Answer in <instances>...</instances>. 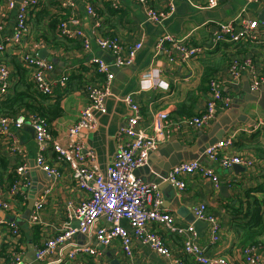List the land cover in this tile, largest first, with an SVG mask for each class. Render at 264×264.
I'll use <instances>...</instances> for the list:
<instances>
[{
	"label": "crops",
	"instance_id": "1",
	"mask_svg": "<svg viewBox=\"0 0 264 264\" xmlns=\"http://www.w3.org/2000/svg\"><path fill=\"white\" fill-rule=\"evenodd\" d=\"M62 1L65 0H41L40 6L30 16V33L21 46H14L5 54H0L9 56L8 65L13 71V66L9 63L11 56H16L19 60L23 52H32L37 56L41 52H46L47 60L55 65L54 70L46 74L47 80L55 84L61 76H68L66 87L53 86L54 94L48 102L52 104L59 94L62 95L63 114L50 124L53 138L62 144L67 143L69 128L76 123L88 104L86 84L102 81V77L96 74L90 64L93 56L101 57L114 72L111 94L106 98L107 112L99 115L98 126L94 131L84 132L86 148L95 151L100 169L105 172L112 163L119 143L118 131L131 115V109L125 101L131 94L141 109L138 127L147 133H152L150 122L159 110H167L174 122L166 141L150 154L145 165L135 170L136 177L142 181H153L160 177V166L177 152L174 150L176 145L197 154L210 140L219 142L232 138L234 140L232 147L224 149L220 155L245 157L250 162L249 165L234 164L225 168L207 157L205 160L199 159L218 174L219 186L216 187L211 180L199 173L184 177L186 183L184 191H179L165 179L163 183H159L163 194V207L170 210L179 223L194 227L196 223L197 242L200 245H207L211 226L197 218L194 213L196 205L206 203L208 212L213 213L220 223V239L217 243L208 245L210 253L225 256L234 264H243L244 247L254 245L264 258V226L244 228L243 222L247 223L248 219H242L243 216L235 212L242 206V201L244 205L248 200L246 192L264 186V132L260 129L253 130L258 121L264 122V109L254 98L256 94L250 90L249 69L240 70L237 83L229 79V66L235 57H231L232 54H228L227 50L235 48V45L228 42L216 45L212 40L215 24L240 14L244 6L247 8V17L259 19L264 1L246 4V0H224L218 8L208 9L205 7L209 0H173L174 11L161 24L146 20L144 7L138 0H116L119 6L116 13L109 8L110 3L107 0H71L74 7L67 9L61 8ZM171 1L148 0V3L157 10H169ZM88 4H92L99 14L102 20L101 28H96L95 19L87 15ZM16 13V9L6 10L4 15L0 12V23L3 24L0 42L3 37L12 34ZM71 14L80 21L79 26L71 27L78 29L80 35L91 40L90 50L83 48L81 38L68 39L59 35L58 24L62 20H67ZM58 16L60 20L55 23L53 29L51 22ZM165 33L185 37L189 44L203 46L204 51L198 58L187 60L170 58L164 51L157 52L155 47L158 38ZM104 36H117L125 47L142 44L131 65L115 67L114 54L100 49L96 44V39ZM246 42H242L241 46L246 45ZM249 43L255 64L264 73V44L252 41ZM55 58L56 62L53 61ZM207 74L224 80L223 93L231 101L228 108L218 109L216 117L208 126L197 129L182 123L181 120L193 117L205 108L209 98L208 84L204 81ZM11 132L17 138L16 146H12V139L0 133V148L8 159L6 170H0L5 186L0 199L5 201L10 199L9 187L16 176L11 178L9 174L23 164L27 166L26 175L31 179V186L17 202H14L16 211L20 213L18 224L21 237L17 240L5 225L0 226V264H11L10 258L14 248L21 251L24 260L31 264H63V261L67 260L69 247L56 250L42 261L35 259V247L53 237L68 222L71 226L77 227L78 220L68 219V215L88 195L78 187L68 164L58 159L51 150L48 152V162L60 169L61 176L50 180L36 166L37 145L34 131L29 124L19 130L12 128ZM32 186L42 187L35 201L41 193L48 190L41 213V223L32 226L29 220H26L21 225L19 222L26 210ZM0 218L11 220L13 215L0 208ZM103 223L99 221L97 226ZM122 225L133 233L127 221ZM148 227L150 231H155L163 237L172 255L162 256L154 252L148 244L135 238L134 262L177 264L176 259L181 257L186 264H198L183 254L181 236L170 234L158 224L152 223ZM72 241L79 244L90 243L101 252V256L85 255L74 264H131V260L124 255L119 240H115L109 246H103L92 233L88 237L77 234Z\"/></svg>",
	"mask_w": 264,
	"mask_h": 264
},
{
	"label": "built area",
	"instance_id": "2",
	"mask_svg": "<svg viewBox=\"0 0 264 264\" xmlns=\"http://www.w3.org/2000/svg\"><path fill=\"white\" fill-rule=\"evenodd\" d=\"M107 1L114 9H118L116 0ZM138 1L144 7L146 20L155 24H161L168 19L175 9L173 0L170 2L169 10H157L148 3V0ZM263 1L246 0V4ZM40 3L41 0H3L0 9L3 15L6 10L12 9H16L17 13L12 34L3 37L0 42V54H5L9 48L14 46H21L23 40L30 33V16L37 10ZM222 3L224 0H209L205 8L216 9ZM60 6L62 9L72 8L74 3L71 0H65L60 3ZM86 13L95 19L96 28L102 27V20L92 4L86 6ZM246 14L247 8L244 6L241 13L230 20L217 22L213 31V42L216 45L220 42L236 45L250 40L256 44H264V21H260L258 18L251 19ZM79 25V19L71 14L67 20L58 24L57 30L59 35L64 38H81L83 48L90 50L91 40L80 35L78 29L71 27ZM2 29L3 24L0 23V32ZM96 44L100 49L114 54L115 67L117 68L131 65L137 51L142 47L141 43L125 47L117 36L98 37ZM155 47L157 52L164 51L170 58L182 60L198 58L204 51L203 46L191 45L185 37H177L170 33L161 35ZM19 60L30 69L31 80L41 94L52 96L55 86L66 87L68 82L66 75L56 80L55 84L47 80L46 74L55 68L50 60L41 59L32 52L21 53ZM90 64L96 74L102 77V81L86 84L88 104L80 113L76 123L69 128L66 144L53 138L50 124L37 112H21L17 116L0 114V133L13 140L12 146H16L17 138L11 129L19 130L29 124L34 131L37 145L36 166L45 172L50 180L61 176L60 169L48 162L47 156L51 150L58 159L64 160L68 164L78 187L88 195L68 215V219L76 218L78 220L77 227L71 226L68 222L53 237L42 241L35 247V259L42 261L56 250L66 247H69L70 251L63 264H74L85 255L101 256V252L90 243L79 244L72 241V238L77 234L88 237L92 233L103 246H109L115 240H119L123 253L131 260V264H138L133 261L135 238L148 244L154 252L162 256H171L172 251L163 237L155 231H150L148 226L154 223L164 227L174 236H181L183 238L182 252L194 262L198 264H234L225 256L209 252L208 245H213L220 239V223L213 213L208 212L206 203L201 202L194 207L196 217L208 222L211 226L209 243L200 245L197 242L194 225L179 223L170 210L163 207V194L159 184L142 181L135 175V170L147 163L150 154L156 151L171 133L174 122L170 119L167 110L157 111L150 122L152 133L149 134L138 127L141 120L140 105L135 102L132 94L128 95L125 101L131 109V115L126 124L118 131L119 143L111 165L105 172L100 169L95 151L86 148L84 132L94 131L98 126L99 115L107 112L106 98L111 94L114 72L112 67L99 56H93L90 59ZM241 69H249L251 73L250 90L252 92L260 91L264 85V73L256 66L253 55L232 59L229 66V79L234 83L238 82ZM15 82L16 77L12 76V69L8 62H0V100L13 92ZM223 84L224 80L221 78L215 77L210 80L209 98L205 108L193 117L184 118L181 120L182 123L202 129L214 120L219 108H228L231 100L224 95ZM258 129L264 132L263 121H258L253 130ZM233 144L232 138L224 139L209 146L204 154L208 159L218 162L225 168L234 164L249 165L250 162L245 157L220 155L224 149L232 147ZM26 168L25 164L16 168V177L9 187L10 199L7 201L0 199V208L13 215L11 220L0 218V226L5 225L9 233L17 240L21 237L18 224L20 213L16 211L14 202H17L18 198L24 195L31 186V179L26 175ZM195 173L211 180L216 187L220 184L218 174L198 159L178 163L169 171L166 180L179 191H184L186 187L184 177ZM4 190L5 186L0 176V194ZM47 195L48 190L41 193L34 203L29 217L32 226L41 223V213ZM99 221L104 223L97 226ZM123 221L129 223L133 233H130L122 225ZM96 226L97 229L94 231ZM243 252L245 261L243 264H264V258L254 245L244 247ZM10 260L11 264H31L26 262L23 253L15 248L12 250ZM176 263L186 264L181 257L176 259Z\"/></svg>",
	"mask_w": 264,
	"mask_h": 264
},
{
	"label": "trees",
	"instance_id": "3",
	"mask_svg": "<svg viewBox=\"0 0 264 264\" xmlns=\"http://www.w3.org/2000/svg\"><path fill=\"white\" fill-rule=\"evenodd\" d=\"M2 3L3 0H0V5ZM109 8L113 10V13L119 11V8L113 9L111 5ZM59 20L60 16L52 20L51 27L53 29H55V23L57 24ZM249 42L250 40L246 42V45H243L245 47L241 46L242 43H239L235 45V48L230 50L228 49V54H232L231 57L236 58L252 55L250 53L251 43ZM8 59V55L0 56V62L7 63ZM9 63L13 66L12 76L16 77V82L14 84L13 92L0 100V114L17 116L21 112H37L49 124L59 118L63 114V107L61 104L62 95L59 94L56 97L55 102L49 104L48 102L50 99H52V96L43 95L36 89L34 82L31 80L30 69L25 67L24 64L17 59L16 56H11ZM213 78L214 77H212V74H207L204 76V81L207 82L208 88L209 82ZM7 165L8 159L3 154L0 148V170L5 171ZM9 175L11 178H14L16 172H11ZM259 189L260 188H255L250 192H246V197H248V200L244 205L242 201V206H240V209L235 210L236 213H239L243 216L242 219H248L247 223L243 222L245 223L244 228H250L254 225H256V227L264 226V186L260 190ZM254 192L257 193L252 195L251 193ZM252 231L257 232V230Z\"/></svg>",
	"mask_w": 264,
	"mask_h": 264
},
{
	"label": "water",
	"instance_id": "4",
	"mask_svg": "<svg viewBox=\"0 0 264 264\" xmlns=\"http://www.w3.org/2000/svg\"><path fill=\"white\" fill-rule=\"evenodd\" d=\"M259 19H260V21H264V8L259 14ZM38 56L41 59H47V57H48L46 52H41L38 54ZM53 61L56 62L57 61L56 58L53 59ZM254 93L256 94L254 96V98L256 99L258 104L264 109V85L260 91L254 92ZM216 142H217L216 140H210L209 143L207 145H205V147L201 148L199 150V152H197V154H193L192 152H189L188 149L184 148L183 146L176 145L174 150H176L177 152L175 154L171 155L170 157H168L167 162H164L160 166L161 167L160 171H159L160 177L156 180L148 181V182H154L155 181V183H158V184L163 183L165 181L169 171L172 169V167H174L175 165H177L178 163H180L182 161H190V160H197V159L198 160L199 159L205 160L206 159V155L204 154L205 150L209 146H212L213 144H215ZM194 149L197 150L198 148H194ZM43 173L46 175L45 172H43ZM41 189H42V187H40V186H32L31 191L29 193V199H28V204H27L26 210L23 214L22 220L19 222L21 225L24 224L26 220H29L30 212L33 209V206L35 203V198ZM196 226H197V224L195 223V227Z\"/></svg>",
	"mask_w": 264,
	"mask_h": 264
}]
</instances>
